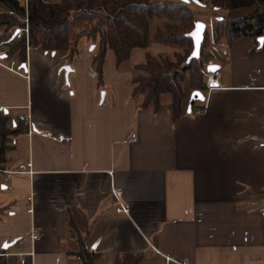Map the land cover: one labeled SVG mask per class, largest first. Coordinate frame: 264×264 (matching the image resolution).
Returning <instances> with one entry per match:
<instances>
[{"label":"crops","instance_id":"crops-1","mask_svg":"<svg viewBox=\"0 0 264 264\" xmlns=\"http://www.w3.org/2000/svg\"><path fill=\"white\" fill-rule=\"evenodd\" d=\"M262 47L248 37L230 47L212 42L220 84L195 103L205 108L199 116L188 112L193 90L184 84L177 120L171 95L158 111L134 95L147 50L117 65L109 49L102 84L98 39L81 38L72 61L66 51L36 48L26 64L17 54L3 59L0 108L8 123L29 118L34 135L25 125L8 128L4 169L28 165L29 173L0 172V256L7 264H84L85 247L98 253L94 264H264V50L251 53ZM149 53L173 51L154 43ZM113 189L129 216L116 213Z\"/></svg>","mask_w":264,"mask_h":264},{"label":"trees","instance_id":"trees-1","mask_svg":"<svg viewBox=\"0 0 264 264\" xmlns=\"http://www.w3.org/2000/svg\"><path fill=\"white\" fill-rule=\"evenodd\" d=\"M194 1L201 7L205 5L204 0ZM0 3L21 18L25 17L24 4L18 0H0ZM209 5L215 18L213 31L205 33L200 57L191 62L188 59L194 45L188 34L198 20L191 4L181 0H61L59 3L29 0V44L47 53L66 51L68 59L72 61L79 54L81 38L98 39L99 51L94 56V65L100 84L109 49L114 51L117 65L128 61L134 49L147 50L146 63L137 66L146 75L134 78V95H144V106L152 105L156 111L160 108L162 96L171 95L170 110L173 120H177L187 99L185 82H189L193 91L205 94L208 90L202 71L213 58L209 51L211 42L225 43L230 47L239 38L248 37L256 42L264 38V0H210ZM154 21H161V24L151 35L150 26ZM79 23H85V28L78 33L73 32V27ZM4 24L25 26L16 18L3 15L0 16V26ZM154 43L169 46L173 53L151 55L149 50ZM26 44L25 38L13 42L9 45L8 56L17 54L21 64H26ZM263 50L264 46L251 53H261ZM197 107L204 108L197 105L193 111ZM7 123L6 115L0 114V162L5 160L9 149L7 142L11 132ZM79 256L84 264H94L98 253L88 252L84 247ZM139 260L116 264H139ZM0 264H7L4 256H0Z\"/></svg>","mask_w":264,"mask_h":264},{"label":"built area","instance_id":"built-area-1","mask_svg":"<svg viewBox=\"0 0 264 264\" xmlns=\"http://www.w3.org/2000/svg\"><path fill=\"white\" fill-rule=\"evenodd\" d=\"M28 1L29 0H25L24 2V7H25V17L21 18L19 15H17L14 11H12L11 9L5 7L3 9L0 10V16H13V17H20L21 19H19L21 22L25 23L24 27H20V26H10L8 24H4L0 26V63L3 62V59L8 57V46L10 44H12L13 42H18L21 41L22 39H26V50H31L32 46L29 44V18H28ZM214 65L213 62H209V64L206 66L207 68V78H206V85L207 88L209 90H213L214 88H217L220 84V80H221V70L219 69L216 72H208V67ZM10 68V70L15 71L18 70V62L16 59L11 60L10 61V65L8 66ZM195 115H202L205 112V108H199L193 111ZM4 113V108H0V114ZM18 125H25L27 126L28 129V135H34V132L30 129V120L29 118H23L22 120L19 118H16V120H12L9 121L7 127L11 130H16L18 128ZM60 142H66V143H70L72 141V137H66L64 135H60L57 138ZM131 141L135 142L137 141V135L136 134H132L131 135ZM17 144V137H13L11 139V145L15 146ZM28 166V165H27ZM26 165H21L19 167V170L17 171H8L4 169V163L0 162V172H3L5 174H28L29 171L27 170ZM112 194L113 197L117 203V207H116V213L117 214H124V215H128L130 213V208L128 205H126L125 203H123L122 201V192L117 190V189H113L112 190ZM29 213H32V210H29ZM262 215L264 216V212L262 213ZM40 238V234L38 233V231L36 230V228H33L32 232H31V236L30 239L32 240V242L37 241ZM24 240H20L19 244H23ZM24 255H28V256H33V253L30 254H23L21 255V262L24 263L25 262V256Z\"/></svg>","mask_w":264,"mask_h":264},{"label":"water","instance_id":"water-1","mask_svg":"<svg viewBox=\"0 0 264 264\" xmlns=\"http://www.w3.org/2000/svg\"><path fill=\"white\" fill-rule=\"evenodd\" d=\"M181 1L184 3H187V4H189L191 2H193L195 4H199L197 1H194V0L193 1L192 0H181ZM198 25H202V28L198 29L197 28ZM206 30H207L206 24H204L203 22H197L195 24V28L192 30V32L190 34H188V38H190L193 41V45H194L193 52L191 53V56L189 57L188 62H191L193 59H198L200 57L201 47H202V44L204 41V36H205ZM197 31H199V33H200V38H199L198 44H197L196 36L193 35ZM258 42L260 43V47H262L264 45V38L258 39ZM93 49L94 48H92V50ZM194 52L196 53V55H193ZM22 68H26V65H22ZM211 69H214V70H211ZM65 70L67 73L70 72L69 67H66ZM218 70H219V66H217V65H211L208 67V72H210V73L216 72ZM199 101L200 102L205 101V97H204L203 93L200 91H193L191 94L190 100H189V106H188V112L189 113L192 112L195 103L199 102ZM4 248L7 249L8 245H5Z\"/></svg>","mask_w":264,"mask_h":264},{"label":"rangeland","instance_id":"rangeland-1","mask_svg":"<svg viewBox=\"0 0 264 264\" xmlns=\"http://www.w3.org/2000/svg\"><path fill=\"white\" fill-rule=\"evenodd\" d=\"M20 1L23 3V0H20ZM209 1L210 0H204L205 5L203 7L199 6V4L198 5L197 4H193L192 2L190 4H191V7H192L193 11L196 13L197 20H198L197 22H203L204 24H206V26H207L206 32L209 31L211 33L213 31V25H214L215 18L212 15L213 11L211 9V6L209 5ZM196 5L199 6L200 8L197 7ZM11 17H13V16H11ZM14 18H16L17 20L21 19L20 17L19 18L18 17H14ZM160 24H161V21H154V22L151 23V26H150V33H151V35H153L155 33V31L157 29L156 28L157 25H160ZM85 25H86L85 23H79V24H77L76 26L73 27V32H75V33L80 32L82 29L85 28ZM90 40H92V39H90ZM92 41L94 42V40H92ZM209 51L211 52L210 49H209ZM13 59H15V58L13 57ZM209 62L210 61H208L205 64L204 68H203V71L202 72H203L204 76L207 74V68H206V66L209 64ZM186 83L187 82H185V84Z\"/></svg>","mask_w":264,"mask_h":264},{"label":"snow or ice","instance_id":"snow-or-ice-1","mask_svg":"<svg viewBox=\"0 0 264 264\" xmlns=\"http://www.w3.org/2000/svg\"><path fill=\"white\" fill-rule=\"evenodd\" d=\"M197 28H198V29L202 28V25H198ZM193 35L196 36L197 44H198V43H199V38H200V33H199V31L195 32ZM193 55H196V53L194 52ZM211 70H214V69H211Z\"/></svg>","mask_w":264,"mask_h":264}]
</instances>
